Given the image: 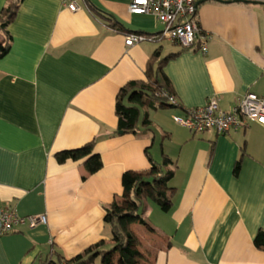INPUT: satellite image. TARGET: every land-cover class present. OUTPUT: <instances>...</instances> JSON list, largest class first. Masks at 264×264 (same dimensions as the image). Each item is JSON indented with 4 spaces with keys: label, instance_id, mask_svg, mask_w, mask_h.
Wrapping results in <instances>:
<instances>
[{
    "label": "crops",
    "instance_id": "0c3cea01",
    "mask_svg": "<svg viewBox=\"0 0 264 264\" xmlns=\"http://www.w3.org/2000/svg\"><path fill=\"white\" fill-rule=\"evenodd\" d=\"M10 1L0 0V12ZM129 2L79 0L70 11L60 0H23L10 22L12 44L0 58V213L47 221L0 234V264H43L100 240L112 244L105 208L124 199V172L150 175L149 156L173 171L166 188L156 187L171 205L162 210L147 194L156 186L148 178L138 210L147 224L131 225L144 255L139 264H264V249L253 242L264 229V126L192 133L173 119L212 96L223 111L246 92L264 97V4L204 1L196 20L206 51L166 39L177 48L163 54L161 39L125 45L126 34L163 28L150 14L130 13ZM171 54L162 70L177 104L142 107L148 127L117 130L120 87L148 81ZM92 140L96 172L55 160Z\"/></svg>",
    "mask_w": 264,
    "mask_h": 264
},
{
    "label": "trees",
    "instance_id": "16d2710c",
    "mask_svg": "<svg viewBox=\"0 0 264 264\" xmlns=\"http://www.w3.org/2000/svg\"><path fill=\"white\" fill-rule=\"evenodd\" d=\"M22 1L11 0L0 12V34L2 36L0 58L10 50L12 36L9 32V25ZM111 25L115 26L112 22ZM173 56L174 54L167 55L158 62L157 69L153 71V77L148 81L131 80L120 87L115 101L117 130L124 133H135L140 123L144 127L150 125L147 115H144L140 121V108L152 109L156 101L166 100L157 93L162 91L168 93L170 90V81L164 74L162 66ZM148 66L147 71L150 72L151 63ZM94 144L95 142L92 140L77 148L56 152L54 155L55 160L58 163L67 161L82 162L86 171L92 174L101 167L99 155L94 152ZM242 154L243 152L234 166L235 172L239 169ZM149 162L151 173L148 177L130 171L122 174L121 184L125 191V197L121 201L113 200L105 208L103 220L110 229V240L112 242V247L109 250L103 248L105 242L100 240L69 259L57 254L55 260L43 261V264H92L97 257L100 258V264H139L144 259V255L137 248L139 241L132 231L131 225L136 222L142 225L147 224V221L139 214L138 210L144 192H146L145 188L150 184L148 178L151 177L156 186L152 187L153 192L147 190V194L153 198L162 210H167L171 205L170 198L164 190L156 187L166 188L172 178L173 171L157 166L150 156ZM168 162L169 159L164 157L163 165H167ZM253 242L256 246L264 249V229H259L256 232ZM115 254H117V258H115Z\"/></svg>",
    "mask_w": 264,
    "mask_h": 264
},
{
    "label": "built area",
    "instance_id": "2783aa9c",
    "mask_svg": "<svg viewBox=\"0 0 264 264\" xmlns=\"http://www.w3.org/2000/svg\"><path fill=\"white\" fill-rule=\"evenodd\" d=\"M70 11H76L79 0H60ZM198 0H130L128 11L134 14H150L163 25L162 30L155 35L144 33H129L125 35L124 43L131 46L148 40L169 39L185 48L197 47L201 52L207 49V37L201 31L196 20V2ZM262 1L264 0H251ZM157 95L164 97L171 105H176L173 95L162 91ZM176 123L185 126L192 133L214 130L226 133L232 128L246 126L255 122L264 126V97L253 92H246L231 111H223L218 107L217 98L212 96L203 106L191 108L184 116H174ZM46 215L18 217L13 211L5 209L0 213V234L12 231L13 226L27 223L37 226L46 223Z\"/></svg>",
    "mask_w": 264,
    "mask_h": 264
},
{
    "label": "rangeland",
    "instance_id": "374dc122",
    "mask_svg": "<svg viewBox=\"0 0 264 264\" xmlns=\"http://www.w3.org/2000/svg\"><path fill=\"white\" fill-rule=\"evenodd\" d=\"M159 43H162L163 46H164V52H163V54H165L166 52H168V51L171 50V49L173 50V49L177 48V46L172 45V44H171L169 41H167L165 38H162V39L160 40ZM173 46H174V47H173ZM160 139H161V138L159 137L157 143L155 144V155H156V153L159 152L158 150H159V140H160ZM111 247H112V244H111V243H107V244H105V245L103 246V248H104L105 250H109ZM93 264H100V258L97 257L96 260H95V262H94Z\"/></svg>",
    "mask_w": 264,
    "mask_h": 264
},
{
    "label": "water",
    "instance_id": "95a60500",
    "mask_svg": "<svg viewBox=\"0 0 264 264\" xmlns=\"http://www.w3.org/2000/svg\"><path fill=\"white\" fill-rule=\"evenodd\" d=\"M204 1H209V0H198L196 2V7L204 2ZM214 1H219V2H242V3H254V2H258V1H251V0H214ZM262 2V1H261ZM264 4V2H262Z\"/></svg>",
    "mask_w": 264,
    "mask_h": 264
}]
</instances>
